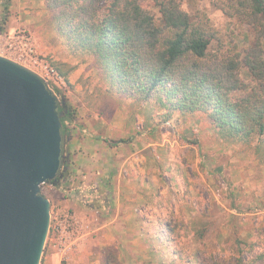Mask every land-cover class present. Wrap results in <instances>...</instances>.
<instances>
[{"label": "rangeland", "instance_id": "obj_1", "mask_svg": "<svg viewBox=\"0 0 264 264\" xmlns=\"http://www.w3.org/2000/svg\"><path fill=\"white\" fill-rule=\"evenodd\" d=\"M177 1L194 21L208 25L209 56H233L242 62L256 43L264 49L254 25L237 12L242 7L238 0ZM140 3L159 25L154 2ZM0 25L1 56L20 63L10 44L23 36L60 75L66 73L68 83L52 84L51 89L74 113L63 137L68 158L64 175L59 184L40 185V193L50 202V222L39 264L47 252L53 255L52 264H65L66 257L71 264H118L117 252L103 247L98 228L99 219L110 218V191L118 174L129 187L132 211L141 222L147 264H235L236 240L260 247L264 160L255 156L254 141L248 145L217 137L205 113L164 116L165 111L152 102L110 91L92 59L73 55L57 34L46 0H0ZM238 76L247 86L254 83L242 64ZM75 135L78 140L87 136L92 140L89 146L98 151L108 150L101 166L109 181L101 200L86 197L78 187L80 173L69 160L73 156L69 138ZM102 138L125 141L110 149ZM79 165V170L84 167ZM245 254L250 255L247 250Z\"/></svg>", "mask_w": 264, "mask_h": 264}, {"label": "trees", "instance_id": "obj_2", "mask_svg": "<svg viewBox=\"0 0 264 264\" xmlns=\"http://www.w3.org/2000/svg\"><path fill=\"white\" fill-rule=\"evenodd\" d=\"M106 1L46 0L54 28L71 53L88 55L110 91L152 102L165 111L164 116L205 113L217 137L248 145L254 141L255 156L264 160V49L260 43L242 62L233 56L212 57L208 25L194 21L177 0H152L160 13L159 25L140 0H109L102 5ZM238 2L242 10L237 12L254 25L260 42L264 0ZM241 64L254 81L251 86L239 80ZM60 73L68 83L66 73ZM58 111L63 112L62 168L68 162L63 145L69 132L66 122H73L74 113L61 104ZM102 140L109 146L125 141ZM234 254L235 264L264 261V242L255 249L253 243L236 240Z\"/></svg>", "mask_w": 264, "mask_h": 264}, {"label": "water", "instance_id": "obj_3", "mask_svg": "<svg viewBox=\"0 0 264 264\" xmlns=\"http://www.w3.org/2000/svg\"><path fill=\"white\" fill-rule=\"evenodd\" d=\"M59 104L43 77L0 55V264L40 263L50 222L40 185L67 168Z\"/></svg>", "mask_w": 264, "mask_h": 264}, {"label": "crops", "instance_id": "obj_4", "mask_svg": "<svg viewBox=\"0 0 264 264\" xmlns=\"http://www.w3.org/2000/svg\"><path fill=\"white\" fill-rule=\"evenodd\" d=\"M76 138V135L69 138L70 144H73V156L72 158L69 157V160L70 163H75L73 167H77V172L80 173L79 176H76L78 179L77 183L79 184L78 187L86 193V197L93 200H101L103 198L102 188L109 181V174H104V168L101 166L104 165L103 161H107L103 157L108 153V150L98 151L94 145L89 146L88 143L92 140L87 136H82L80 140ZM104 143L106 142L104 141ZM108 147L110 149L114 148V146L109 145ZM99 160L102 162L98 165L97 161ZM108 160H111L112 164H114L113 156H110ZM79 161L84 166L80 170ZM94 166L96 167L94 168ZM92 170L94 171L92 172ZM113 178L115 179L113 181L114 191H110L111 196L109 197L110 202H112V209L109 214L110 218L99 219L98 222V228L101 230L103 238H105H102L101 242L103 247L109 248L111 246L117 252L116 261L118 264H147L146 253H148V245L140 237L142 235L141 222L137 214L132 211L129 199L130 193L127 191L129 187L120 181L119 174ZM72 180V177H70V181ZM122 192H126L127 194L123 196ZM52 256L51 253L47 252L42 264H52Z\"/></svg>", "mask_w": 264, "mask_h": 264}, {"label": "built area", "instance_id": "obj_5", "mask_svg": "<svg viewBox=\"0 0 264 264\" xmlns=\"http://www.w3.org/2000/svg\"><path fill=\"white\" fill-rule=\"evenodd\" d=\"M13 48L16 58L20 63L28 65L29 69L38 73L45 81H47L48 86L51 85L58 86L64 83V79L59 74V72L51 65L50 62L40 57L33 49L28 38L22 36L21 40L17 43L10 44ZM65 264H71L68 258H65Z\"/></svg>", "mask_w": 264, "mask_h": 264}, {"label": "flooded vegetation", "instance_id": "obj_6", "mask_svg": "<svg viewBox=\"0 0 264 264\" xmlns=\"http://www.w3.org/2000/svg\"><path fill=\"white\" fill-rule=\"evenodd\" d=\"M0 27H1V25H0Z\"/></svg>", "mask_w": 264, "mask_h": 264}]
</instances>
